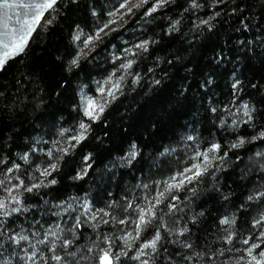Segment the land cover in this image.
<instances>
[{
	"label": "snow or ice",
	"instance_id": "6c2138e0",
	"mask_svg": "<svg viewBox=\"0 0 264 264\" xmlns=\"http://www.w3.org/2000/svg\"><path fill=\"white\" fill-rule=\"evenodd\" d=\"M242 4L90 0L91 26L86 32L79 23L70 25L73 49L66 60L58 59L69 74L101 57L107 67L74 91L70 122L56 113L44 119L51 94L26 87L30 73H21L11 96L0 86V111L40 119L22 144L14 126L5 134L0 124V264H264V76L246 75L253 60L264 65V23H254L257 17ZM81 7L82 0H0V73L22 62L38 29L55 25L63 9ZM224 15L236 18L235 31L257 34L241 40L233 58L222 47L208 56L217 67L233 65L223 98L210 76L198 85L202 91H193L185 76L173 108H187L191 118L175 138L148 153L144 140L130 139L100 173L109 183L118 174L130 177L118 182L119 195L89 190L53 196L60 177L78 187L95 171L94 153L85 148L90 141L111 140V109L119 110L132 93L148 96L163 87L170 73L161 68L157 78L161 63L191 72L182 55L158 54L165 36L181 47L187 43L188 50L198 48V41L216 34ZM150 58L152 66L146 63ZM60 88L57 97L63 96ZM96 127L103 136L93 134ZM155 128L145 127L148 138ZM229 168L239 170L245 188L239 203L233 190H222ZM208 182L222 200L215 214L203 207L209 189L202 185Z\"/></svg>",
	"mask_w": 264,
	"mask_h": 264
},
{
	"label": "trees",
	"instance_id": "16d2710c",
	"mask_svg": "<svg viewBox=\"0 0 264 264\" xmlns=\"http://www.w3.org/2000/svg\"><path fill=\"white\" fill-rule=\"evenodd\" d=\"M100 2L103 3V0H100ZM82 3L84 7L79 9H63L60 13L59 21L47 30L38 29L39 34H34L26 54L21 58L22 62L13 63L6 73H0V86H5L9 96L16 92V80L22 79L21 73L31 74L32 83H29L27 79L23 80L26 87L36 90L44 89L51 94L49 107L43 114L44 119H48L52 113H56L57 115L62 114L65 121L70 122L72 115H74L70 107L74 91L79 88L81 83L88 82L89 75L99 79V74L107 67L103 57L99 61H92L86 65L84 71L77 70L72 74L65 72L60 66L58 58L64 57L66 60L73 49L69 26L74 27L75 23H79L87 32L93 22L86 11L90 0H82ZM262 4H264V0H243L242 6H248L250 12L257 17L254 23H264V16L261 15V12L264 11L261 8ZM172 14L174 15L175 13ZM245 14L248 15L249 13ZM236 23L235 17L224 15L215 30L216 34H209L207 40L198 41V48L192 50H188L189 45L187 43L181 47L176 41L165 36L159 46L158 54L169 59L175 54L182 55L185 58L184 63L191 68V72H185L184 68L179 65L172 68L161 63L156 68L157 78L160 76L161 68H168L170 73V78L165 79L163 87L148 96L132 93L124 100V104L119 107V110L111 109L108 114L111 140H106L103 144L97 141H90L85 148V152L92 151L94 153L95 171L85 177L83 181L76 182L78 187L73 186V182L67 176L60 177L61 183L55 186L52 195L63 196L72 192L83 196L84 192L89 190L99 195H103L105 190L111 191L114 195H119L118 182L122 184L124 181L130 180V177L126 175L121 177L118 174L109 183L107 177L101 180L100 173L104 171L105 165L108 164L109 160L115 157L119 149L125 146L130 139L144 140L147 143L144 151L148 153L159 145L167 144L169 140L175 138V134L180 131L181 125L191 118L187 108H173V103L176 99V89L180 87L181 81L185 76H187V81L193 91H202V89H198V85L205 76H210L214 81L212 87L215 89L218 98H223V94L227 92L226 81L233 65L229 63L217 67L210 64L208 56L213 48L219 50L222 47L227 56L233 58L240 53L241 45L239 42L245 39L251 40L257 34L255 30L251 32L235 31ZM155 30L156 32L160 31L158 28ZM184 30L187 31V25H185ZM160 35H163V33H160ZM130 36L131 33L126 34L123 38L128 39ZM114 42L118 44L120 41ZM152 59L150 58L146 62L148 66H152ZM97 63L99 67H95ZM144 66L142 64L140 66L141 69ZM236 66L240 67L239 64ZM246 75L249 78L259 80L264 76V65L257 60H253L249 69L246 70ZM151 77L152 74L150 73L146 78L151 79ZM60 85L64 89L63 96L57 97L56 92L61 90ZM57 100L59 101L58 103L56 102ZM2 107L0 105V108ZM125 116L129 118L125 119ZM39 123V117H33L31 114L25 116L21 113L18 117L13 118L6 109L0 111V124L3 125V131L7 134L8 129L14 126L18 130L17 142L20 144L23 143L28 133L33 132L34 126ZM149 123L156 124L151 138H148V134L145 132V127ZM124 129H127V131H124ZM93 134L103 136V130L100 127H96ZM244 159L246 161V157ZM65 171L74 174V172L70 171V168ZM222 176V190L224 192L233 190V199L239 203L245 194V188L238 179L239 170L233 173L232 169L229 168ZM202 188L209 189L202 197L204 201L203 207L207 209V212L215 214L216 210L220 208L222 200L210 189V182L202 185Z\"/></svg>",
	"mask_w": 264,
	"mask_h": 264
}]
</instances>
